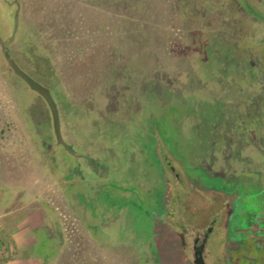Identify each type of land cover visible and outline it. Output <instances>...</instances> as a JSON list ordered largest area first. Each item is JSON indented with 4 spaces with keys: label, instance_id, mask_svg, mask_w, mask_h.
Returning a JSON list of instances; mask_svg holds the SVG:
<instances>
[{
    "label": "rangeland",
    "instance_id": "374dc122",
    "mask_svg": "<svg viewBox=\"0 0 264 264\" xmlns=\"http://www.w3.org/2000/svg\"><path fill=\"white\" fill-rule=\"evenodd\" d=\"M17 1L8 53L51 87L70 149L0 52L12 200L44 216L46 264H194L197 248L204 264H264V0ZM14 13L0 0V40ZM91 26L105 68L69 80L68 41Z\"/></svg>",
    "mask_w": 264,
    "mask_h": 264
},
{
    "label": "crops",
    "instance_id": "0c3cea01",
    "mask_svg": "<svg viewBox=\"0 0 264 264\" xmlns=\"http://www.w3.org/2000/svg\"><path fill=\"white\" fill-rule=\"evenodd\" d=\"M0 136V189H3L2 192L6 195L5 197L0 196L2 198H0V204L5 203L6 199L19 203L11 208L0 206L3 208H0V264H46V254L37 247L36 236L44 216L40 214L38 208L24 212L25 204L29 203L28 196L25 197L27 201L12 200L16 196H12L14 192L11 187L14 181L8 179L11 166L6 162V155H8L6 149L9 147L7 131H0ZM8 190L11 191V196H8ZM16 195H18L17 192Z\"/></svg>",
    "mask_w": 264,
    "mask_h": 264
},
{
    "label": "trees",
    "instance_id": "16d2710c",
    "mask_svg": "<svg viewBox=\"0 0 264 264\" xmlns=\"http://www.w3.org/2000/svg\"><path fill=\"white\" fill-rule=\"evenodd\" d=\"M43 1L46 2L47 0H43ZM91 28H92V26H91ZM95 31H98V27H96L95 29L92 28L91 30L77 29V33L80 36V38L77 40L72 39V40L68 41L69 42L68 50L73 52V57L75 59H77V57H79V62L72 60V62H68L67 65L64 66L65 78H67L69 80H73V81L74 80L78 81L79 79H82V80L87 79L88 80V78L93 79V78H95V75H98L99 73H101L102 68L103 69L105 68L106 59L108 58V53L106 52L104 47L101 45H100V47L93 46V43H92L94 40V37H93L94 33L93 32H95ZM99 34H100V32H99ZM96 37H97V34H96ZM99 38H100V35H99ZM73 57L71 59H73ZM72 64H74V65L72 66ZM49 88L51 89L50 86H49ZM50 89H49V91H50ZM51 91H52V89H51ZM6 125L8 126L7 122H6ZM6 125H4V126H6ZM185 141L186 140L183 139V142H185ZM161 149H162V147H161ZM162 150L166 151L167 147L165 149H162ZM165 157H166V154H165ZM166 161H168V159H166ZM170 161L167 164L172 166L171 168L174 169L175 176L173 177V179H174V183L176 184L177 181H179L181 178L180 172H178V170H177L178 168L176 166L178 164H176V163H178V162L181 163V159L177 158V156L174 155L173 158L170 159ZM168 165H166L165 168L167 167V169H168L169 168ZM160 168H161V170L163 169L161 166H160ZM181 175L183 176V179L188 181V183L191 185V187L196 184V182L194 180H192V178L190 176L184 177V175L182 173H181ZM211 181L213 184L214 183L213 180H211ZM221 188H223V186H221L219 183V180H217V188L215 189V191L217 192V198H219V197L224 198L225 197L224 200L227 201L226 199H227L228 195L225 194V196H222L224 194L222 192L219 193ZM218 194H220V195H218ZM208 198H209V196H208ZM218 201H219V199H217V204L219 203ZM213 221H214V217H213V220L209 221L206 225L205 232H204L205 238L212 236L210 233L211 227H208V226ZM174 236H176V235H174ZM174 252L176 253L177 251L174 250Z\"/></svg>",
    "mask_w": 264,
    "mask_h": 264
},
{
    "label": "water",
    "instance_id": "95a60500",
    "mask_svg": "<svg viewBox=\"0 0 264 264\" xmlns=\"http://www.w3.org/2000/svg\"><path fill=\"white\" fill-rule=\"evenodd\" d=\"M14 4H15V13H14L13 30L7 41L0 40V52L7 66L11 69V71L15 75H17L20 79H22L31 89L36 91L44 99L50 111L51 120H52V128H53V133H54V137L56 141L62 146H64L67 150H70L68 145L65 143V141L63 140L61 136L58 108H57L56 102L53 99V96L51 95L49 89L46 86L35 81L28 74H26L22 69H20V67L17 65V63L13 59V57L8 53L7 46L13 40V36L17 28L18 13L20 10L19 1L14 0ZM194 264H204L202 253L199 248H197L194 253Z\"/></svg>",
    "mask_w": 264,
    "mask_h": 264
}]
</instances>
